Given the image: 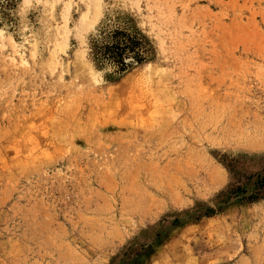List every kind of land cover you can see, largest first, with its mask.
I'll return each mask as SVG.
<instances>
[{"label": "rangeland", "instance_id": "1", "mask_svg": "<svg viewBox=\"0 0 264 264\" xmlns=\"http://www.w3.org/2000/svg\"><path fill=\"white\" fill-rule=\"evenodd\" d=\"M0 29V264H264V0H0Z\"/></svg>", "mask_w": 264, "mask_h": 264}, {"label": "trees", "instance_id": "2", "mask_svg": "<svg viewBox=\"0 0 264 264\" xmlns=\"http://www.w3.org/2000/svg\"><path fill=\"white\" fill-rule=\"evenodd\" d=\"M133 44V43H131ZM114 48H116V50H113V51H107V54H109V57H111V55H113V57L115 56H122V47L121 46H114ZM127 49H130L131 51H134L135 48H136V45H129V46H125L123 48V50L125 51ZM115 55V56H114Z\"/></svg>", "mask_w": 264, "mask_h": 264}, {"label": "bare ground", "instance_id": "3", "mask_svg": "<svg viewBox=\"0 0 264 264\" xmlns=\"http://www.w3.org/2000/svg\"><path fill=\"white\" fill-rule=\"evenodd\" d=\"M101 1H102V0H94V3H95L96 5H99V6H100V5H101ZM29 3H30V2H29ZM87 18H88V16H87ZM85 21H86V16H83V18H82V24H83V25H84ZM88 25H92V24L89 23V21H88L87 26H88ZM82 27H83V26H82ZM3 31H4V30H1V29H0V35L3 34ZM15 46L17 47V45H15ZM21 62L24 63V57H22ZM92 72H93V71H92ZM93 74H94L93 76H96L95 73H93ZM261 143H262V142H261ZM263 144H264V143H263Z\"/></svg>", "mask_w": 264, "mask_h": 264}, {"label": "snow or ice", "instance_id": "4", "mask_svg": "<svg viewBox=\"0 0 264 264\" xmlns=\"http://www.w3.org/2000/svg\"><path fill=\"white\" fill-rule=\"evenodd\" d=\"M25 2H26V4H27L28 0H25ZM29 6H30V5H29ZM107 70H110V69H107Z\"/></svg>", "mask_w": 264, "mask_h": 264}]
</instances>
